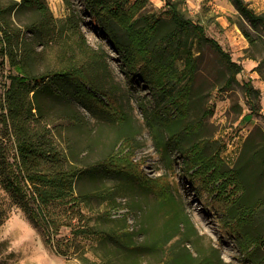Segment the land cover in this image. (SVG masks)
<instances>
[{"label":"rangeland","instance_id":"1","mask_svg":"<svg viewBox=\"0 0 264 264\" xmlns=\"http://www.w3.org/2000/svg\"><path fill=\"white\" fill-rule=\"evenodd\" d=\"M46 1L60 26L63 27L69 15L79 26V37L73 42L74 46L78 47L84 37L93 49L103 54L111 72V77L103 80V86L106 94H110L114 100L90 90L89 86L86 91L93 97H88L79 92L74 82L64 87L67 95L41 96L40 105L47 116L59 117L51 125L58 147L66 154L69 153L68 147H72L82 160V165L78 166L84 172L74 186L76 201L53 204L46 209L48 217L62 225L56 235H52L51 228L41 221H33L25 210V203L6 193L0 184V264H108L110 260L115 261L111 255L115 249L113 243L110 240L103 242L106 235L100 233L114 226V217L127 212L126 208L114 210L115 202L131 209L127 214L133 229L141 232L138 241L158 237L166 220L176 212L186 214L194 224L196 232H192L189 239H175L166 246L165 257L162 252L140 253L143 264H169L171 250L172 254H183L181 264H204L206 259L210 260V264H264V207L254 215L246 213L249 218L253 217L254 228L259 229L263 236L253 245V249L242 251L239 244L242 231L239 227L238 230L233 228L237 224L236 219L226 212L247 190L232 183V178L227 179L231 173L214 181L204 178L200 183L194 182L184 172L181 155L182 149L205 140L208 152H220L227 166L234 168L248 136L251 135L254 142H258L264 133V79L255 70L264 59V45H250L240 27L244 20L232 1L174 0L187 18L203 25L206 35L216 40L244 68L236 81L229 83L227 62L214 47L193 39L181 49L179 58L171 62L174 70L184 69L188 49L195 58L194 81L184 122L189 126L198 123L199 129L196 134L192 133L195 126H191L188 133L186 130L180 131L179 143L169 141L177 116L171 97L154 90L149 80L144 81L138 66L131 64L124 52L107 39L109 35L95 22L89 4L85 0ZM135 1L131 0L124 9H130ZM138 2L140 7L135 18L147 14L170 20L171 12L164 0ZM246 2L257 13H264V0ZM31 19L32 14L26 11L18 22L21 26ZM245 27L258 37V31L249 23L246 22ZM67 32L63 28L64 35ZM25 35L33 38L27 31ZM38 50H42V47L38 46ZM157 50L161 54L162 48ZM54 53L49 49L44 54L41 72L52 66L56 60ZM9 69L7 59L0 57V104L9 85ZM187 81L188 78L181 83L175 81L172 94L175 95ZM249 82L254 90H260V96L247 94L245 84ZM54 89L57 90V86ZM83 100L87 101L88 106L82 103ZM251 100L257 109L252 114ZM68 112L78 115L82 123L78 125L70 119L60 118ZM160 118L165 119L163 123ZM151 123L157 125L159 134L164 136L166 148L162 151L156 147ZM4 134L0 123V137ZM125 145H130L134 162L150 179L147 185H142L137 176L128 173L116 177L103 165L86 169L113 153H119L118 159L127 157L129 147ZM15 154V151L11 152V160ZM121 164L125 165L124 162ZM260 178L258 194L252 201L264 195V170ZM157 185L160 187L157 188ZM163 189L170 200L168 206L160 208L156 191ZM243 205L238 204V210L243 211ZM71 222L72 226H67ZM82 225L98 234L72 233L73 227Z\"/></svg>","mask_w":264,"mask_h":264},{"label":"trees","instance_id":"2","mask_svg":"<svg viewBox=\"0 0 264 264\" xmlns=\"http://www.w3.org/2000/svg\"><path fill=\"white\" fill-rule=\"evenodd\" d=\"M85 1L95 15V22L109 35L107 39L124 52V56L131 64L138 66L140 75L145 78L144 81L149 80L154 90L171 97L177 116L174 118L173 135L169 141L179 143L180 131L186 130L188 133L191 126H195L192 133H198V123L189 126L184 122L194 81L195 58L188 49L185 53L187 55L185 67L180 71L174 70L171 62L179 58L181 49L186 47L190 40L197 39L214 47L225 58L230 73L229 83L236 81L237 76L244 71L243 66L235 62L216 40L206 35L203 25L187 18L178 9L177 1L164 0L171 12L169 21L147 14L135 18L140 7L139 0L135 1L130 9H124V6L131 0ZM231 1L244 20L240 27L250 45L253 47H258L259 43L264 45V13H257L246 0ZM26 11L32 14V19L20 26L21 15ZM245 21L258 31V37L245 27ZM63 28L67 29V35H64ZM78 28L72 15L66 18L63 27L60 26L46 0H0V57L7 59L10 66V74L7 76L9 85L0 104V123L5 130L4 136L0 137V184L6 193L25 203V210L33 221L36 223L41 221L51 228L52 235L59 234L62 225L58 220L50 219L46 209L53 204H69L77 200L74 196V186L84 169L78 166L82 165V160L72 147H68V154L58 147L51 125L55 124L59 117L47 116L40 105L41 96L51 94L59 97L62 93L67 95L64 87L74 82L79 92L88 97L93 96L86 91L87 86L90 90L113 99L110 94H106L103 86V80L111 77L103 54L93 49L84 37L78 47L73 45L79 37ZM25 30L33 38L26 37ZM163 44L166 46L162 47ZM38 46H41L42 50L39 51ZM158 48H162L161 54H158ZM49 49L55 52L56 60L52 66L41 72L44 54ZM255 70L264 79V59ZM185 78H188L187 83L175 95L172 94L174 82L181 83ZM55 86L57 90L54 89ZM245 87L249 96L253 93L260 96V90H254L250 82L245 84ZM82 103L88 106L86 100ZM250 106L251 114L256 112V105L252 100ZM60 118L70 119L78 125L82 123L80 117L71 112L63 113ZM160 119L162 123L165 120ZM151 131L157 149L164 150L165 140L164 136L159 134L158 126L151 123ZM125 146L129 147L127 157L118 159L119 153H113L103 161L87 166L86 169H95L103 165L116 177L128 173L137 176L142 185H147L150 179H147L134 162V152L130 145ZM12 151L16 152L13 160ZM181 155L184 159V172L190 175L194 182L200 183L204 178L214 181L231 173L227 179L232 178V183L239 184L245 191L247 190L226 213L236 219L237 224L233 228L239 227L242 231L239 243L241 250L246 252L253 249V245L263 234L254 228L253 217L249 218L246 213L254 215L264 207V195L252 201L258 194L261 185L260 174L264 170V133L258 142H254L251 135L248 136L234 168L227 166L220 152H208L205 140L182 149ZM123 162L125 165L121 164ZM156 187L159 188L160 185ZM156 193L160 199L158 206L160 208L168 206L170 199L165 190ZM240 203L244 204L243 211L238 210L237 206ZM113 208L114 210L126 208L127 212L131 210L129 206L117 202ZM127 212L120 217H112L116 220L114 226L108 231L100 232L106 235L102 241L110 240L115 247L111 255L116 260H110L108 264H117L119 261L121 264H143L140 253L162 252L164 256L166 246L175 239H189L192 232H196L190 217L176 212L172 218L166 220L158 237L149 241H138L137 237L141 232L133 229ZM67 226H72V222ZM72 233L98 234L83 225L73 227ZM49 239L52 241L51 237ZM169 254L172 258L169 264L183 263V254H172V250ZM204 264H210V260L206 259Z\"/></svg>","mask_w":264,"mask_h":264},{"label":"built area","instance_id":"3","mask_svg":"<svg viewBox=\"0 0 264 264\" xmlns=\"http://www.w3.org/2000/svg\"><path fill=\"white\" fill-rule=\"evenodd\" d=\"M120 217V216H119Z\"/></svg>","mask_w":264,"mask_h":264},{"label":"crops","instance_id":"4","mask_svg":"<svg viewBox=\"0 0 264 264\" xmlns=\"http://www.w3.org/2000/svg\"><path fill=\"white\" fill-rule=\"evenodd\" d=\"M246 117V116H245Z\"/></svg>","mask_w":264,"mask_h":264}]
</instances>
